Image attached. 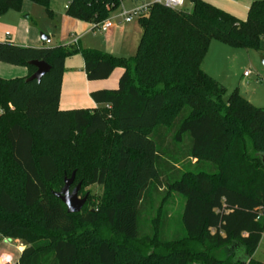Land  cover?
I'll return each instance as SVG.
<instances>
[{"label": "trees", "instance_id": "16d2710c", "mask_svg": "<svg viewBox=\"0 0 264 264\" xmlns=\"http://www.w3.org/2000/svg\"><path fill=\"white\" fill-rule=\"evenodd\" d=\"M29 1L52 11L51 0ZM123 1L73 0L66 13L95 24ZM190 1L191 11L153 4L139 15L130 58L0 42V62L29 69L0 77V244H27L18 264H264L254 257L264 236V108L238 88L228 94L202 66L213 40L260 49L264 0L244 20ZM23 2L0 0V16ZM77 54L89 80L123 69L117 88L91 93L101 107L60 108L65 62ZM34 60L50 65L39 81L28 80ZM73 174L71 189L103 187L78 213L54 194ZM228 248L225 263L216 252Z\"/></svg>", "mask_w": 264, "mask_h": 264}, {"label": "crops", "instance_id": "0c3cea01", "mask_svg": "<svg viewBox=\"0 0 264 264\" xmlns=\"http://www.w3.org/2000/svg\"><path fill=\"white\" fill-rule=\"evenodd\" d=\"M125 1V5L128 8H132L136 4H140L130 0ZM225 11L233 14L239 19H246V13L248 15L249 8L255 0H205ZM32 3L29 0L24 2L20 11H12L5 15L0 16V42L10 41L15 45L25 47H56L60 45H73V41L77 38V44L83 47L82 36L92 26L91 23L82 21L69 16L66 13L64 25L69 26V33L71 40L66 44H53V39L50 35H45L39 30V27L32 25L30 22L34 21L27 13L32 11ZM27 14V15H26ZM117 22H114L113 27L108 31L100 35V40L91 47H96L100 51L112 54L117 57L130 58L136 53L137 47V34L139 28L134 24V20L125 22L122 17ZM30 20V21H29ZM85 23V24H82ZM82 32L80 35L77 32ZM9 33V35H8ZM135 35L134 41H130V37ZM50 37L51 43L46 44L45 40ZM86 46V45H85ZM88 47V46H86ZM84 48V47H83ZM214 46L213 41L210 44L208 54L203 62V69L206 73L216 78L224 86L227 85L229 78L233 75L232 71L237 66L240 54L238 52H229L226 48H219L220 54L213 58ZM217 49V46H215ZM97 50V49H96ZM80 58L76 56L69 57L65 62V71L62 79V90L60 98V108L64 110H72L79 108H98L101 104L96 103L91 93L101 89H115L118 87L119 79L123 73L122 68H116L109 78L103 80H89L85 71L84 59L80 54ZM212 55V56H211ZM76 57V58H75ZM212 57V58H211ZM247 71V70H245ZM244 71V73H245ZM243 73V74H244ZM29 75V69L25 66H14L0 62V77L6 79H12L17 77H27ZM251 74L244 76L250 78ZM235 85L241 94L253 104L257 105L251 97H248L246 90L247 84L242 82ZM243 83V84H242ZM249 85V83H248ZM228 86V85H227ZM245 86V87H244ZM226 87V86H225ZM228 90V87H226ZM234 88V89H235ZM264 108V105H257ZM17 242V243H16ZM20 245V246H19ZM27 246L26 243L21 242L18 239L7 240L4 239L0 244V261H7L3 254L9 256L14 250L18 253L21 252ZM6 247L7 249H5ZM4 259L2 260V258ZM12 261V259H9ZM8 260V261H9ZM10 262V261H9ZM4 264V263H1ZM6 264V263H5ZM10 264V263H7ZM18 264V261H17Z\"/></svg>", "mask_w": 264, "mask_h": 264}, {"label": "rangeland", "instance_id": "374dc122", "mask_svg": "<svg viewBox=\"0 0 264 264\" xmlns=\"http://www.w3.org/2000/svg\"><path fill=\"white\" fill-rule=\"evenodd\" d=\"M132 1V0H131ZM235 1V0H234ZM26 2V0H24ZM23 2V4H24ZM67 3V0H51V12L46 9L45 6L32 3V11L27 13L32 17L34 21L30 22L32 25L39 27V30L44 33L45 35H50L53 39V46L57 44H66L71 40L69 33V26L64 25V17L65 15V5ZM130 3V0L127 2ZM184 10L191 11L192 10V3L190 0H185V4L183 6ZM15 10H9L5 14L12 12ZM120 11L116 10L112 13V15L118 14ZM3 14V15H5ZM26 14V15H27ZM2 16V15H1ZM247 16V13H246ZM134 24L138 26L139 31L137 34V43L135 44L137 47V50L135 53H137L140 41L143 35V30L141 27V24L138 20L137 15H133ZM123 19V18H122ZM120 20V18H115L113 21L117 22ZM30 21V20H29ZM85 24V23H82ZM79 35L82 32H77ZM100 35H102L101 31H94L92 30V26L90 29H88L87 32H85L82 36V43L84 48H91V49H97L96 47H91L90 45H94L100 40ZM135 35H132L129 39L130 41H134ZM88 47H86V46ZM213 58L216 57L218 54H220L219 48H226L229 52H238L240 54V58L237 62V66L232 71V76L229 78L226 87H228V94L236 87L235 85L242 82L247 86L246 93L248 97H251L253 101L257 105H264V64H263V58H264V38H262L260 42V49L259 50H247L244 48H234L231 46H228L224 43H221L220 41L213 40ZM215 46H217V49H215ZM211 55V56H212ZM76 57L79 56L78 54L75 55ZM81 56V55H80ZM75 57V58H76ZM80 58V57H77ZM212 58V57H211ZM249 70L251 72L250 78L244 77V71ZM242 83V84H243ZM249 83V85H248ZM245 87V86H244ZM103 193V187L98 185H84L81 187L80 195L83 197L85 194H88V198L91 197L92 200L97 199L98 196H100ZM159 202L157 201V204ZM89 207H93L92 204L89 205ZM168 210L170 211V214L173 215V218L177 215L178 210L181 208V200L180 198L174 200L173 204H170L168 207ZM176 221H174L175 223ZM174 223L173 229H174ZM172 229V230H173ZM107 231H105L106 233ZM17 243V242H16ZM20 246V245H19ZM7 249L6 247H4ZM7 261H0L1 263H10V264H17L18 261V251L14 250L11 255L3 254ZM235 255V249L234 248H228L223 249L221 251L216 252V256L224 261L225 263L229 262V260L232 259V257ZM2 258V260L4 259ZM254 257L259 260L260 262L264 263V236L258 246L257 251L254 254ZM247 264V263H246Z\"/></svg>", "mask_w": 264, "mask_h": 264}, {"label": "built area", "instance_id": "2783aa9c", "mask_svg": "<svg viewBox=\"0 0 264 264\" xmlns=\"http://www.w3.org/2000/svg\"><path fill=\"white\" fill-rule=\"evenodd\" d=\"M73 0H67V3L65 5V8L67 9L69 5L71 4ZM136 3L141 2L140 4H136L132 8H128L125 5V1H123L120 5V7L117 9L120 12L116 15H110L108 18L101 22H97L95 24H92V30L94 31H101L103 33L108 32L114 25V19L117 17H122L125 22H130L133 20V15H141L145 14L149 11L151 5L153 4H162L166 7L172 8V9H181L183 8L185 4V0H133ZM9 35V33H8ZM46 44L51 43V38L48 37L45 40ZM78 39L76 38L73 41V44H77ZM251 72L249 70L245 71L244 76L250 75ZM5 113V108L0 105V116H2Z\"/></svg>", "mask_w": 264, "mask_h": 264}, {"label": "water", "instance_id": "95a60500", "mask_svg": "<svg viewBox=\"0 0 264 264\" xmlns=\"http://www.w3.org/2000/svg\"><path fill=\"white\" fill-rule=\"evenodd\" d=\"M264 64V58H263ZM31 65L37 68L36 72L32 74L28 80H41V78L50 71V65L46 61L34 60ZM264 164V157L262 158ZM75 180V174L70 178H65V184L59 192H55V196L59 198L67 207L68 213H78L82 210L88 200V194L83 197L80 196L82 183H78L73 189H71ZM244 264L247 260L243 261Z\"/></svg>", "mask_w": 264, "mask_h": 264}, {"label": "flooded vegetation", "instance_id": "af4514ba", "mask_svg": "<svg viewBox=\"0 0 264 264\" xmlns=\"http://www.w3.org/2000/svg\"><path fill=\"white\" fill-rule=\"evenodd\" d=\"M81 196V195H80Z\"/></svg>", "mask_w": 264, "mask_h": 264}]
</instances>
